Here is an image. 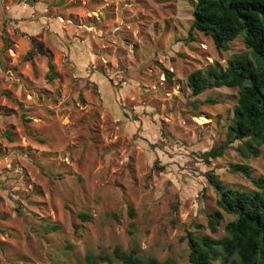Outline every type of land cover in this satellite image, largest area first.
Listing matches in <instances>:
<instances>
[{
	"label": "rangeland",
	"instance_id": "374dc122",
	"mask_svg": "<svg viewBox=\"0 0 264 264\" xmlns=\"http://www.w3.org/2000/svg\"><path fill=\"white\" fill-rule=\"evenodd\" d=\"M194 3L0 0V264H84L115 246L190 264L188 233L225 235L233 215L205 172L252 191L230 164L264 175V144L202 158L225 141L237 88L192 95L187 77L247 49L237 38L218 52L200 32L187 41Z\"/></svg>",
	"mask_w": 264,
	"mask_h": 264
},
{
	"label": "trees",
	"instance_id": "16d2710c",
	"mask_svg": "<svg viewBox=\"0 0 264 264\" xmlns=\"http://www.w3.org/2000/svg\"><path fill=\"white\" fill-rule=\"evenodd\" d=\"M36 1V0H34ZM208 36L218 52L228 48L235 39H240L247 51L231 53L223 69L210 68L204 72L192 71L187 77V86L192 95H198L213 87H236V100L225 141L205 151V162L220 156L224 149L238 140L236 149L243 158L257 156L264 144V0H195L192 21L186 40L193 33ZM32 52L29 53V57ZM48 79H52L49 63ZM166 77L171 73L165 70ZM204 102L215 103L214 99ZM154 168H162L154 164ZM232 171L246 176L254 190L246 191L226 187L213 171L205 172L206 182L216 194V206L233 218L224 225L225 235L213 238L208 235L187 234L190 264H264V175L253 177L246 164H230ZM216 209L208 214L207 226L215 232L222 217ZM130 214L133 215L132 209ZM83 219L89 216L81 214ZM45 232L58 228L46 223ZM172 264L155 256L140 257L134 249L123 250L115 246L110 255L94 256L87 253L84 264Z\"/></svg>",
	"mask_w": 264,
	"mask_h": 264
}]
</instances>
